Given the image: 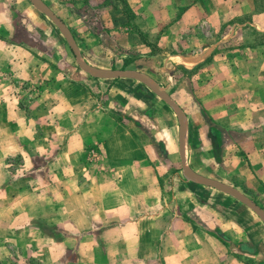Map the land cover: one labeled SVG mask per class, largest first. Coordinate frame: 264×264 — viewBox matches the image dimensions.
<instances>
[{"label":"rangeland","instance_id":"374dc122","mask_svg":"<svg viewBox=\"0 0 264 264\" xmlns=\"http://www.w3.org/2000/svg\"><path fill=\"white\" fill-rule=\"evenodd\" d=\"M40 1L67 27L75 50L63 28L39 3L0 0V169L7 168L9 176L5 182L0 174V184L5 183L0 205L9 203L19 189L32 188L43 194L40 203L47 204L49 199L57 203V213L65 220L60 203L68 178L74 176L84 191L102 179L115 182L118 161L111 158L107 144L115 149L128 137L141 147L143 156L137 164L131 159L123 164L129 170L132 167L140 182L153 185L148 190L150 200L159 199L161 206L154 212L145 207L140 214L125 208L122 217L134 223L103 225L100 217L115 210L102 208L101 198L109 192L107 182L95 187L92 228L99 233L98 243L104 245L96 264L111 262L114 247L120 245L115 242L121 226L125 234L142 238L129 242L133 248L144 249L148 257L149 249L160 254L164 240L155 235L161 236L171 217L184 215L192 221L197 217L200 223L195 224L201 226L213 211L217 221L226 224L233 212L239 213L238 199L185 173L179 154V116L159 93L183 111L187 166L235 188L264 210V192L251 193L242 176L234 174L237 145L218 124L229 121L226 111L232 97L225 89L227 82L217 80L223 67L216 62L237 57L239 50L258 55L261 45L264 58V0H251L243 7L238 0ZM82 65L135 72L157 92L134 77L95 75ZM113 125L114 133L107 138ZM17 147L19 152L5 157V152ZM143 199L149 200L146 195ZM39 206L21 212L20 204V210L11 209L0 219V264H48L40 261L41 251L36 254L21 238L26 226H31L27 215L41 210ZM251 212L258 222L249 223L254 238L249 235L244 246L232 231L234 239L226 240L224 230L214 228L219 247L212 264H264V221ZM41 226L67 244V259L74 264L72 250L79 242V231L59 223L41 222ZM45 239L39 240L46 243ZM203 242L202 236L186 235L182 245L186 253L197 257L208 251L210 255V248L199 247ZM106 243L111 250H106ZM170 243L171 250L181 245Z\"/></svg>","mask_w":264,"mask_h":264},{"label":"crops","instance_id":"0c3cea01","mask_svg":"<svg viewBox=\"0 0 264 264\" xmlns=\"http://www.w3.org/2000/svg\"><path fill=\"white\" fill-rule=\"evenodd\" d=\"M229 1L235 2L236 0ZM238 1L240 2V7H243L250 5L249 1L251 0ZM233 9L235 10V7ZM234 10L233 12H235ZM262 49V45L258 46V55H253L249 51L243 53L239 50L237 57L232 56L231 58H224L221 61H216L219 68L223 67L221 68V78L217 80L219 82H227L225 89H228V93L232 97V101L228 104L229 111H226V113H228L226 119L229 121L218 122V124L219 127L224 128L221 132L224 135V131L229 132L231 140L237 145V161L236 159L234 160V168L237 169L234 174H240L239 176H242L251 193H253V190L257 189V191L264 192V58L263 55L260 54ZM219 94H222V91ZM114 130V125L108 127L107 138L113 135ZM118 130L119 128H116V131ZM211 137L213 143V132ZM123 139V141L117 143L115 149H110L106 142L108 152L111 153L112 156L109 154L107 155L118 161L114 165V172L117 178L115 182L109 178L102 179L101 182L103 183L100 181L95 182L88 190L85 189L84 191L81 186L75 183L74 176L68 178L69 184L64 185L61 190L63 196L60 203L65 209V220L60 219L61 217L57 213L56 202V204H54L52 202L53 200L49 199V203L44 204V202H41V204L40 201L44 200L43 194L41 192L30 191L32 188L19 189L17 191L18 194L12 196L9 203L0 205V219H5L8 211H11V209L20 210L17 208V205L21 204V212H23L27 211V209H31V206L34 204L37 206L41 204L39 206L41 210L27 215V220L29 219L31 221V226H26L27 229L24 231L26 235L25 237H21L26 240V244L30 246L33 251L35 250L36 254L41 251V262L48 264H72L69 262V259H67V255L69 254L67 244L63 243L62 239L54 235L53 231L46 232L42 229L41 222H46L51 224L59 223L62 225H70V227L78 230L80 233L78 237L79 242L76 244L75 250H72V254L75 252L74 264H96L97 258L99 257H97V254L99 255L98 250L101 249L103 252L104 245L98 243L100 237L99 233L92 228L95 220L90 210L94 206L92 192L95 187H100V183L104 184L107 182L105 183V187L107 191H109L101 198L102 208L109 211L115 210V213L111 215L103 214L100 217V222L103 225H115V223L124 224L125 222H128L127 224L134 223L135 220H127L122 217V210L125 208H130L134 213L140 214V210L145 207L152 208L154 212L156 208H158L156 206H161L159 199V202L156 201L154 197L150 200L152 196H150L149 193L152 192L149 191H152L151 186L153 185L140 182L135 178L132 167L131 170H129L128 165L123 164L127 159H131L133 163L135 162L134 164H137V161L143 156L140 152L141 147L137 145L135 140L128 137H123ZM211 147H214L213 144ZM19 151L20 148L17 147L8 150L5 152L6 154H4L5 157H8ZM0 174H3L5 182H7V179L9 180L7 168H1ZM4 184L5 183H3V185L0 184V191H5ZM145 192L146 194H143ZM144 195H146V198L149 200L143 199ZM47 197L53 198V195ZM239 202L235 205L239 210L238 215L236 216L233 212L232 218L227 220L226 224L219 223V221H217L218 215L215 216L213 211H210L209 214L206 215L208 216L206 220L202 219L203 225L201 226L195 224L196 220L199 222L197 217L196 220L194 219L195 221L188 219V217L184 215L181 217H171L168 219V222H166V220L165 222L167 225L161 236L157 237V235H155L157 240H164L160 249V254L156 253L155 249H153V252L152 249H149L148 257H146V251L144 249H138L136 246L133 248L129 242V240L138 241L142 238L136 235L129 236L125 234V227L121 226V232L119 231L120 233L117 234L118 236L115 242L116 246L117 241H120L119 248L115 249L114 247L113 250L115 252L112 253L111 262L108 260L107 264H195L194 258L199 260V263L196 262L197 264L215 263L219 241L214 233V228L217 230L222 228L224 234L227 236L226 240H233L235 238L239 245L243 244L244 246L246 244V239L250 241L249 235H251L252 239L254 238L253 232H250L248 226L251 221L258 222V219L251 212L252 209L241 201ZM22 203H26L25 207H23ZM216 221L217 224H215ZM231 231L236 234L234 238L230 233ZM186 235H189V237H196V239L202 236L205 242L201 243L199 247L203 246V248H210L211 254L208 255L210 253L208 251L206 256L200 254V256L197 257L193 254L194 252L186 253V247L182 245L185 242ZM229 236L230 238H228ZM43 237L46 238L47 244L40 242L41 240L39 239ZM148 238H152V236ZM182 238L184 241L181 240ZM174 241H178L181 245L176 247L178 249L171 250L168 247L172 245L170 242ZM105 248L106 250H111L108 243H106Z\"/></svg>","mask_w":264,"mask_h":264},{"label":"water","instance_id":"95a60500","mask_svg":"<svg viewBox=\"0 0 264 264\" xmlns=\"http://www.w3.org/2000/svg\"><path fill=\"white\" fill-rule=\"evenodd\" d=\"M32 2L35 3H39L41 5V9L43 11H45L54 21L57 22L58 25H60V27L63 28V30L65 31V33L67 34L68 38H69V43L71 45V47L75 50L74 47V42H73V38L69 32V30L67 29V27L60 21H58V19L55 17V15L50 11V9L48 7H46L40 0H31ZM82 68L86 71L89 72L91 74H95V75H101L104 77H108L111 75H128L131 77H134L142 82H144L146 85H148L153 91L157 92L155 87H153V85L143 76L136 74L135 72L132 71H101L95 68H91V67H87V66H83ZM158 95L165 100L167 103H169L178 113L179 116V124H180V128H179V154H180V158L182 161V165L184 168L185 173L189 174L190 177L201 183L204 184L206 186H210L213 187L215 189H218L220 191H223L227 194L232 195L233 197H235L236 199H238L239 201H241L242 203H244L245 205H247L250 209H252L257 215H259L263 221H264V210L262 208L259 207V205H257L252 199H250L249 197L245 196L244 194L240 193L238 190H236L235 188L224 184L222 182H219L217 180L211 179L209 177H205L195 171H193L189 166H187V164L185 163V140H184V136H183V132H184V128H185V123H184V115H183V111L177 106V104L171 100L168 96L163 95V94H159Z\"/></svg>","mask_w":264,"mask_h":264}]
</instances>
